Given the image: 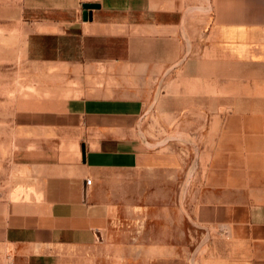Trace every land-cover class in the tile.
Returning a JSON list of instances; mask_svg holds the SVG:
<instances>
[{
  "label": "crops",
  "instance_id": "obj_1",
  "mask_svg": "<svg viewBox=\"0 0 264 264\" xmlns=\"http://www.w3.org/2000/svg\"><path fill=\"white\" fill-rule=\"evenodd\" d=\"M15 11L0 23L56 40L44 55L118 65L142 85L183 73L189 93L155 97L151 116L133 96L37 115L66 128L75 152L40 163V199L0 203V264H264V0H20ZM177 119L197 161L166 138Z\"/></svg>",
  "mask_w": 264,
  "mask_h": 264
},
{
  "label": "rangeland",
  "instance_id": "obj_2",
  "mask_svg": "<svg viewBox=\"0 0 264 264\" xmlns=\"http://www.w3.org/2000/svg\"><path fill=\"white\" fill-rule=\"evenodd\" d=\"M19 1L0 0V22L11 20L19 8ZM2 23L0 203L40 199V193L36 191L39 190L36 175L40 163H44V159L52 163L60 157L70 159L75 152L74 137L68 136L66 128L36 125L35 117L44 109L63 111V103L73 97L133 96L149 102L146 115L151 116L154 111L152 101L159 95H179L182 102L187 100L188 81L183 73H165L160 82L159 77L154 76L147 83L149 85H142L131 79V72L120 71L118 65L110 68L97 64L90 66L72 61L74 59L61 61L60 57L44 55L43 52L55 51L56 40L28 41L25 31L12 33ZM184 106L180 110L186 111V103ZM168 124L166 138L189 147V159L197 161L199 149L193 137L187 134L188 121L177 119ZM157 126L159 131V122ZM135 136L145 138L143 126L137 129ZM150 138L155 142L153 146H159V132ZM210 233H206V238Z\"/></svg>",
  "mask_w": 264,
  "mask_h": 264
},
{
  "label": "built area",
  "instance_id": "obj_3",
  "mask_svg": "<svg viewBox=\"0 0 264 264\" xmlns=\"http://www.w3.org/2000/svg\"><path fill=\"white\" fill-rule=\"evenodd\" d=\"M91 180V178H87L88 183H91ZM219 233H221L222 235H227L228 231L224 228H220ZM7 264H15L11 255H7Z\"/></svg>",
  "mask_w": 264,
  "mask_h": 264
},
{
  "label": "water",
  "instance_id": "obj_4",
  "mask_svg": "<svg viewBox=\"0 0 264 264\" xmlns=\"http://www.w3.org/2000/svg\"><path fill=\"white\" fill-rule=\"evenodd\" d=\"M84 18L85 19L92 18V10L85 9L84 10Z\"/></svg>",
  "mask_w": 264,
  "mask_h": 264
}]
</instances>
